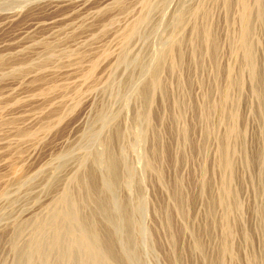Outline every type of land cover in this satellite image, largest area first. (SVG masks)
<instances>
[{
	"label": "rangeland",
	"instance_id": "374dc122",
	"mask_svg": "<svg viewBox=\"0 0 264 264\" xmlns=\"http://www.w3.org/2000/svg\"><path fill=\"white\" fill-rule=\"evenodd\" d=\"M261 1L0 0V264H264Z\"/></svg>",
	"mask_w": 264,
	"mask_h": 264
},
{
	"label": "bare ground",
	"instance_id": "6f19581e",
	"mask_svg": "<svg viewBox=\"0 0 264 264\" xmlns=\"http://www.w3.org/2000/svg\"><path fill=\"white\" fill-rule=\"evenodd\" d=\"M241 7L242 8V17L244 15H246L247 13V5H245V0H241ZM261 1V0H260ZM262 2V1H261ZM260 2V12L262 13L264 10V4H261ZM247 3V2H246ZM264 3V2H263ZM250 11V10H249ZM249 13V12H248ZM259 13V12H258ZM244 14V15H243ZM264 14V13H262ZM261 15V14H260ZM262 16V15H261ZM249 17V15H248ZM260 17V16H259ZM245 19L247 17H244ZM243 19V18H242ZM244 19V20H245ZM249 19V18H248ZM243 24V23H242ZM244 24H245V21H244ZM249 24V23H248ZM247 26V25H246ZM249 27V25H248ZM242 30H244L242 28ZM248 32L249 30L246 29ZM246 31V32H247ZM243 32V31H242ZM246 32H243L246 33ZM242 34V35H243ZM244 36V35H243ZM247 37V36H246ZM245 37V38H246ZM244 38V39H245ZM246 41V40H245ZM244 42V41H242ZM249 41H247L248 43ZM247 43H244V47L246 46V49L244 51H246L247 53H245L246 55V58L248 57V60L250 61L251 65H252V57L253 55L251 56V49L249 44ZM248 62V61H247ZM250 65V66H251ZM253 66V65H252ZM108 161V160H107ZM225 167L229 168L228 166V162H226V160L223 161ZM114 164V163H113ZM110 165V164H108ZM111 166V165H110ZM115 166V165H114ZM114 168V167H113ZM111 177V175H110ZM108 178V177H107ZM112 179L111 178H108L107 181H110ZM109 183V182H108ZM113 184V182L111 181L109 185V187H111ZM111 185V186H110ZM112 188V187H111ZM112 193V192H111ZM63 203H66V211H63V216H61L60 219H62L63 221H65L67 224H69V228L67 229V233L70 234V237L72 239V242L73 243H76V245L79 247L80 251L84 254V257H85V261L86 262H89L90 264H95L96 261L98 260V262H100L101 264H108L107 261L110 263V259L108 257H106L105 253L101 250L102 248L100 247V243H102V240H101V236L98 235L97 232H95V230H91L92 232L90 233L89 231L86 230V224H88L89 222V218H83L81 216L78 215V213L74 210L73 208V202H68V198H66ZM106 205V204H105ZM105 205H100L101 207L99 209H101L103 211V213H108V210L105 208ZM117 205V204H116ZM65 206V205H64ZM72 206V207H71ZM63 208V207H62ZM59 210V209H58ZM57 212V211H56ZM61 213V212H60ZM119 213V212H118ZM102 214V213H101ZM62 215V214H61ZM57 216V213L56 215L54 214V217ZM60 216V215H59ZM58 216V217H59ZM53 217V218H54ZM81 218V219H80ZM55 219V218H54ZM55 221V220H53ZM108 223V222H107ZM113 223V222H112ZM116 226V225H115ZM114 233V232H113ZM116 236V235H115ZM112 241V240H111ZM127 242V241H126ZM109 243V242H108ZM100 244V245H99ZM75 245V244H74ZM108 247H110L111 245H107ZM39 248H37L36 250H38ZM38 253V252H37ZM76 254V253H74ZM41 258V257H40ZM74 261V260H73ZM44 262V261H43ZM82 262V261H81ZM75 263V261H74Z\"/></svg>",
	"mask_w": 264,
	"mask_h": 264
}]
</instances>
